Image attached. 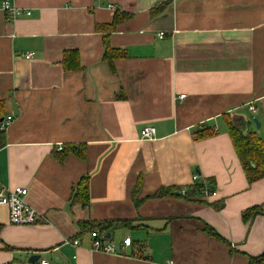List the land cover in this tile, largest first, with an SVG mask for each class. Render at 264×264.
Returning <instances> with one entry per match:
<instances>
[{"label":"crops","instance_id":"1","mask_svg":"<svg viewBox=\"0 0 264 264\" xmlns=\"http://www.w3.org/2000/svg\"><path fill=\"white\" fill-rule=\"evenodd\" d=\"M3 1L30 15L8 19L0 8V119L14 118L0 184L26 188L45 220L13 225L0 204V264L32 255L36 264H250L264 253V215L243 219L264 206V179L247 180L225 122L257 119L250 128L264 142V0ZM117 12L130 18L96 30ZM106 37L127 56L104 59ZM70 51L77 70L64 68ZM206 125L214 133L194 138ZM146 126L155 139L142 140ZM71 146H84L86 158ZM194 174L218 195L181 197ZM83 177L87 207L72 202ZM161 190L172 194L156 198ZM115 220L130 223L105 224ZM100 227L117 249L127 237L132 246L93 250Z\"/></svg>","mask_w":264,"mask_h":264},{"label":"trees","instance_id":"2","mask_svg":"<svg viewBox=\"0 0 264 264\" xmlns=\"http://www.w3.org/2000/svg\"><path fill=\"white\" fill-rule=\"evenodd\" d=\"M169 4V3H168ZM167 4L161 5L157 9H153L151 14L153 17L160 16L165 10V7ZM130 18L127 14H120L116 13L114 21L110 25H97L96 30L99 32L102 31H110L113 32L117 25L120 24L123 21H126ZM105 53H104V59H107L110 62H113L116 59L125 58L127 55L124 53V51L120 49H114L110 46V44L107 41V37L105 40ZM64 68L65 70H77L80 66L79 64V55L75 51H70L65 54L64 58ZM2 103H0V117H2ZM1 120V119H0ZM226 126L228 133L232 139V143L234 145L235 151L237 156L239 157L242 167L244 170V173L247 177V180L250 183H255L257 181H260L264 179V142L262 138L258 135V133L250 128V124L253 125V121L246 122L242 118H237L234 121L231 120V114L226 116ZM195 130L194 138L201 139L207 136H210L212 133H214V130L212 127H204L202 129ZM5 145V131L0 130V148H2ZM84 146H71L70 151L77 155L81 159L86 158V151ZM58 158H62V155H59ZM207 183L213 187V182L207 181ZM202 185L201 184H194L191 188L188 189L187 193L183 196L184 199H193V200H200L202 201L201 197V191H202ZM167 194H172L171 191H164L161 190L158 193H156L155 197H164ZM181 196V195H180ZM205 201V200H204ZM72 202L74 203H80L83 206H89L90 203V192H89V178L83 177L78 185L77 188L74 190V193L72 195ZM264 215V206H257L254 208H251L250 210H247L243 214V219L245 221H249L250 219H253L257 216ZM129 221H121V220H115L110 221L105 224H107L108 228H114L118 229L120 227L128 225ZM205 232L209 234L210 236L218 237L219 235L216 233L214 229H212L209 226L205 227ZM250 264H264V253L257 257V258H251Z\"/></svg>","mask_w":264,"mask_h":264},{"label":"built area","instance_id":"3","mask_svg":"<svg viewBox=\"0 0 264 264\" xmlns=\"http://www.w3.org/2000/svg\"><path fill=\"white\" fill-rule=\"evenodd\" d=\"M0 8L5 12L8 19H16L23 15H30L29 12L24 13L23 10L17 8L9 1H3L0 4ZM165 37L164 33H160L159 38L163 39ZM34 53H28L24 57L27 60L34 58ZM186 95H181L180 100L184 99ZM250 112H256V106L254 102L249 103L247 106ZM14 122L12 116L6 117L2 122H0V130L5 131L10 127ZM156 136V130L152 126H146L141 131L142 140H153ZM199 180V175H193V182L197 184ZM201 197L202 200H209L218 195L217 191L210 186L207 182L202 184ZM188 189H182L180 191L181 197L187 193ZM28 194V190L24 187H17L11 189L0 184V204L6 205L9 209V220L13 225H22V226H31L38 224L39 222L45 220V216L33 209L27 202L25 197ZM92 246L93 250L103 252V253H112L119 254L120 252L125 251L127 248L132 246V239L130 237L125 238L120 248L117 249L115 245L109 243L107 238V232L101 227L95 229L91 232ZM69 243V242H68ZM73 245H79V241H74ZM41 264H50L48 261H42Z\"/></svg>","mask_w":264,"mask_h":264},{"label":"water","instance_id":"4","mask_svg":"<svg viewBox=\"0 0 264 264\" xmlns=\"http://www.w3.org/2000/svg\"><path fill=\"white\" fill-rule=\"evenodd\" d=\"M3 120L4 119H1L0 122H2ZM254 123L256 124L257 129H259L261 125L257 119H254ZM110 237H111V234H108L107 238L110 239ZM39 259H40V257L38 255H32L28 262H29V264H36L37 261H39Z\"/></svg>","mask_w":264,"mask_h":264},{"label":"rangeland","instance_id":"5","mask_svg":"<svg viewBox=\"0 0 264 264\" xmlns=\"http://www.w3.org/2000/svg\"><path fill=\"white\" fill-rule=\"evenodd\" d=\"M253 126H256V124H254V122H253ZM113 237V236H112ZM114 238V237H113Z\"/></svg>","mask_w":264,"mask_h":264}]
</instances>
